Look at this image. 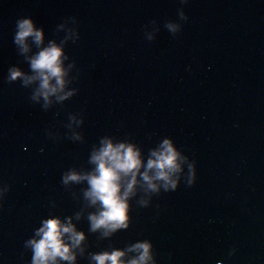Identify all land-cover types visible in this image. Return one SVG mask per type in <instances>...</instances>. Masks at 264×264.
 I'll return each instance as SVG.
<instances>
[{
  "label": "water",
  "instance_id": "95a60500",
  "mask_svg": "<svg viewBox=\"0 0 264 264\" xmlns=\"http://www.w3.org/2000/svg\"><path fill=\"white\" fill-rule=\"evenodd\" d=\"M21 17L43 31L26 53ZM51 43L64 83L45 97L30 58ZM165 141L175 188L148 168ZM109 142L141 164L120 173L123 223L93 229L88 177ZM52 218L83 239L64 233L72 259L48 264H128L142 243L144 264H264V0H0V264H34Z\"/></svg>",
  "mask_w": 264,
  "mask_h": 264
},
{
  "label": "clouds",
  "instance_id": "9594fccd",
  "mask_svg": "<svg viewBox=\"0 0 264 264\" xmlns=\"http://www.w3.org/2000/svg\"><path fill=\"white\" fill-rule=\"evenodd\" d=\"M187 19V17H185ZM173 33L177 31V26L168 25ZM39 44L43 40V31L34 24L31 17H21L16 21V32L14 34V43L17 45L21 53H26L29 50L27 43L29 38ZM62 49L55 43H51L49 47L39 51L36 55L30 58V67L36 71L41 78L39 91L43 92L45 97L50 92H56L58 88L63 87V70L61 68ZM9 81H14L17 78H23L24 84L35 80V76H26L19 68H10ZM56 78V86L50 84V80ZM123 150V151H122ZM159 158L149 160L148 168L155 167L157 171L156 178L169 181L172 187L175 188L176 182L170 181L169 172L179 169L177 164L178 153L172 147L169 141H165V149L161 153H156ZM93 160L97 162L98 175L93 174L88 177L91 190L88 193L93 197V200H99L103 209L99 215L91 217L93 229L101 226H120L125 218L127 203L119 195L120 192V173L125 174L132 172L133 169L140 167V159L138 151H134L131 146L125 148L124 145L113 146L110 142L103 148L100 153L93 156ZM167 170V171H165ZM66 179L79 180L76 174H71ZM144 179L149 182V186L155 189V185L151 183L152 177L147 172L144 174ZM135 183V174L128 185L130 191ZM127 195V192L124 194ZM43 233L41 238L30 243L34 247V264H48L49 259L54 260L57 256L63 259H72L68 255V247L64 244L62 236L64 233L72 232L73 239L79 242L83 239L82 233L75 232L71 225H61L58 218H52L44 222V226L39 230ZM136 247L142 248L143 252L138 259H134L128 264H144L149 259V245L142 243ZM123 253L117 251L112 254H100L95 257L98 264H105L106 260H110L112 264H123L119 257Z\"/></svg>",
  "mask_w": 264,
  "mask_h": 264
}]
</instances>
